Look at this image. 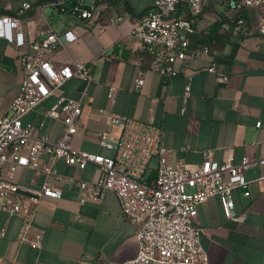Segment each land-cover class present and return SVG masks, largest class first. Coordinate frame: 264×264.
<instances>
[{
	"label": "crops",
	"instance_id": "1",
	"mask_svg": "<svg viewBox=\"0 0 264 264\" xmlns=\"http://www.w3.org/2000/svg\"><path fill=\"white\" fill-rule=\"evenodd\" d=\"M25 2L33 7L21 15L19 28L13 32L23 31L26 45L20 50L0 37V114L7 112L24 78L20 52L30 49V39H41L49 25L58 33L72 30L77 40L48 56L55 68L71 58L84 61L95 76L85 93V83L78 77L63 87L66 95L82 98L73 147L114 155L113 150L99 146L97 134H121L119 127L105 122L106 114L116 112L159 126L173 165H200L207 151L218 162L231 159L237 163L247 156L252 164L244 176L250 194L245 196L242 188L232 192L237 219L227 218L219 196H212L199 206L195 222L203 229L201 243L209 264H264V163L257 161L264 159V37L256 32L236 34L231 29L235 13L227 1L207 0L194 26L196 32L206 34L216 28L222 35L210 42L216 53L177 59V74L165 79L155 68V56L141 52L130 33L154 0H0V16H20ZM75 5L96 6L101 17L93 22L82 20L73 13ZM187 12V6L181 5L179 13L187 16ZM116 14L125 15V20L109 23L108 17ZM245 15L255 22L252 10H245ZM212 64L229 76L226 83H219L217 73L208 70ZM140 73L145 83L137 89L135 78ZM188 84L189 95L185 93ZM110 86L117 88L114 102L107 96ZM55 100L51 96L23 116L25 125L46 133L52 141L63 130L61 119L45 115ZM101 108L103 115L98 113ZM154 159L153 169L157 166ZM42 160L51 163L45 154ZM53 166L62 177L91 181L100 174L93 163L79 168L60 158ZM18 179L34 188L48 180L61 188L62 197L43 196L36 206L34 226L44 230L40 248L18 244L21 219L0 211V229L5 231L0 237V264H120L136 256L138 224L123 215L115 192L105 191L99 201L81 203L75 186L61 178H47L24 167Z\"/></svg>",
	"mask_w": 264,
	"mask_h": 264
},
{
	"label": "built area",
	"instance_id": "2",
	"mask_svg": "<svg viewBox=\"0 0 264 264\" xmlns=\"http://www.w3.org/2000/svg\"><path fill=\"white\" fill-rule=\"evenodd\" d=\"M206 1L154 0L153 6L135 20L130 33L138 41L141 52L155 56V68L163 78L177 74L174 68L177 59L210 53L208 45L192 46L190 40L196 32L195 21ZM226 1L235 13L231 19L236 34L256 32L264 37V0ZM184 4L188 8L187 16L179 13ZM32 7L31 3L25 2L19 9L20 16H0V37L20 50L26 45L24 32L13 30L19 28L21 15ZM245 10L254 12L255 22L248 20ZM73 13L89 22L101 17L96 6L83 8L75 5ZM125 18V15L116 14L109 16L108 21L117 24ZM27 23L32 24V21ZM76 40L77 35L72 30L58 33L50 25L41 39H30V49L20 52L24 78L7 112L0 114V211L21 219L17 243L42 246L44 230H36L34 226L36 206L43 196L62 197L61 188L48 180L37 188L22 184L18 179L19 170L31 167L47 178H61L75 186L81 203L97 202L105 191L116 193L123 215L138 224L137 254L120 264H209L208 252L201 243L203 229L195 222L198 208L210 197L219 196L226 217L237 219L232 192L242 188L245 189L244 195L249 196V182L244 171L252 164L251 160L244 156L237 163L231 159L218 162L213 160L212 152L207 151L200 165H173L168 158L169 150L162 145L159 126L116 112L106 114L105 122L119 127L121 134H97L99 146L113 150L114 155L74 148L72 138L79 128L82 98L66 95L63 87L68 80L78 77L85 83V93L95 76L84 61L71 58L55 68L48 55L58 48L66 49ZM104 54L109 55V52ZM208 70L217 73L219 83H226L229 79L215 64ZM144 83V75L140 73L135 78V86L140 89ZM116 89L115 86L109 87L107 96L110 102H114ZM185 93L190 94L189 84ZM51 96L56 100L45 115L61 119L63 123L62 135L57 141L23 123L24 115ZM104 112L103 108L98 111L101 115ZM44 154L50 164L43 163ZM60 158L79 168L93 163L98 166L100 174L91 181L62 177L53 166ZM154 158L157 159L155 169L151 167ZM257 161L264 163V159ZM4 233V229H0V237Z\"/></svg>",
	"mask_w": 264,
	"mask_h": 264
},
{
	"label": "trees",
	"instance_id": "3",
	"mask_svg": "<svg viewBox=\"0 0 264 264\" xmlns=\"http://www.w3.org/2000/svg\"><path fill=\"white\" fill-rule=\"evenodd\" d=\"M234 27L231 26V29ZM218 31L215 29H212L208 33H201V32H195L193 35H191L190 40H191V45L196 46L197 44H207L210 48V52L215 54L216 53V46L210 45V42L214 39L218 38ZM221 35V34H220ZM219 35V36H220ZM222 36V35H221ZM231 42V41H230Z\"/></svg>",
	"mask_w": 264,
	"mask_h": 264
},
{
	"label": "rangeland",
	"instance_id": "4",
	"mask_svg": "<svg viewBox=\"0 0 264 264\" xmlns=\"http://www.w3.org/2000/svg\"><path fill=\"white\" fill-rule=\"evenodd\" d=\"M154 163H155V159L152 160V162H151V166H153Z\"/></svg>",
	"mask_w": 264,
	"mask_h": 264
}]
</instances>
